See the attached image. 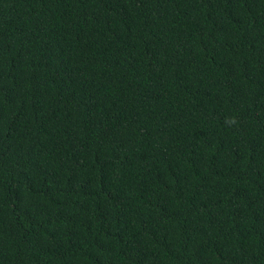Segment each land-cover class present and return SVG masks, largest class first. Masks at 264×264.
<instances>
[{"label":"trees","instance_id":"16d2710c","mask_svg":"<svg viewBox=\"0 0 264 264\" xmlns=\"http://www.w3.org/2000/svg\"><path fill=\"white\" fill-rule=\"evenodd\" d=\"M0 264H264V0H0Z\"/></svg>","mask_w":264,"mask_h":264}]
</instances>
